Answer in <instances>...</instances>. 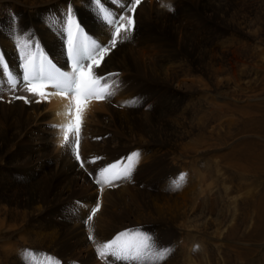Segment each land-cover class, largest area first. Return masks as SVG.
I'll return each instance as SVG.
<instances>
[{
  "label": "bare ground",
  "instance_id": "bare-ground-1",
  "mask_svg": "<svg viewBox=\"0 0 264 264\" xmlns=\"http://www.w3.org/2000/svg\"><path fill=\"white\" fill-rule=\"evenodd\" d=\"M103 2L120 11L113 0ZM68 5L89 41L110 42V28L89 0H0V55L12 69L18 72V39L27 40L28 51L39 42L64 65L58 29ZM96 72L115 74L108 79L115 95L83 111L84 168L72 147H62V129L72 120L68 99L52 95L46 105L30 97L25 104L7 85L0 93V264H24V249L56 264H105L96 245L135 228L173 250L159 264H243L262 255L264 0H144L132 38L122 39ZM133 151L142 157L132 182L101 192L85 173ZM92 156L101 160L89 163ZM203 168L217 189L203 188L202 172L193 174ZM181 175V187L173 188ZM97 203L89 225L85 218Z\"/></svg>",
  "mask_w": 264,
  "mask_h": 264
},
{
  "label": "snow or ice",
  "instance_id": "snow-or-ice-1",
  "mask_svg": "<svg viewBox=\"0 0 264 264\" xmlns=\"http://www.w3.org/2000/svg\"><path fill=\"white\" fill-rule=\"evenodd\" d=\"M93 4L97 18L102 17L101 22H106L110 28L109 43H97L89 41L81 28L74 7L69 5L65 13L61 16L58 29L63 35L67 33V55L71 61V72L61 71L40 51V45H35V51H28L29 43L25 39H18L19 67L21 73L12 69L6 62L3 55H0V93H3L5 84L12 92V99L23 100L25 104L32 103L30 97H34L35 103L46 101L50 96L57 95L68 99L69 104L66 115L72 116L62 129L64 132L63 146H70L73 149L75 160L81 168L85 167L86 160L80 153L82 114L87 105L95 101L109 100L115 95V89L108 83L109 77L115 74H98L95 70L100 68L105 57L114 49L122 39L132 38L136 28V12L142 0H113L114 5H118L120 11L102 6L103 0H89ZM169 11H173V6L165 5ZM66 18V27H64ZM50 22L55 23L56 18H50ZM23 35V30H20ZM123 34V35H122ZM34 33H29L28 39ZM6 74V81L4 79ZM117 86H122V82L117 81ZM53 89L49 92L47 89ZM17 90L28 93V96L15 95ZM140 98H135L134 103H139ZM131 106V105H129ZM75 131V143L69 139V133ZM142 153L133 151L126 157L123 164L112 163L102 169L90 170V175L94 182L100 186L101 192L104 187L118 186L117 181L132 182L133 173L137 162L141 159ZM184 176L178 180H173L172 187H181ZM100 210L97 203L89 209L90 214L85 218V222L91 224L93 218ZM89 241H94V235L89 228ZM97 255L105 260V264H116L117 261L125 264H159L173 251L171 248L161 247L150 233H145L141 228L128 231H121L109 242L96 245ZM24 264H56L50 258L39 259L31 250L24 249L21 252ZM108 257H112L108 261Z\"/></svg>",
  "mask_w": 264,
  "mask_h": 264
},
{
  "label": "rangeland",
  "instance_id": "rangeland-1",
  "mask_svg": "<svg viewBox=\"0 0 264 264\" xmlns=\"http://www.w3.org/2000/svg\"><path fill=\"white\" fill-rule=\"evenodd\" d=\"M95 103H97V104H101L102 103V101H94ZM46 105H48L47 104V101H46ZM55 126V125H54ZM236 126V125H235ZM56 127V126H55ZM55 129V128H54ZM58 128L56 127V131H58L57 130ZM56 134H57V132H56ZM57 138H59V136H58V134H57ZM249 142L250 143H253V144H255V143H257V144H259V142H257V141H255V140H249ZM243 147H241V148H239V149H236V151H238V150H240V149H242ZM257 148V146L256 147H254V149H256ZM236 151H234V152H236ZM230 152V150H226V151H223V152H221V157L222 156H225L227 153H229ZM232 152V151H231ZM225 153V154H224ZM242 166H244L245 164L244 163H240ZM225 167V166H224ZM224 169V168H223ZM207 171V169L206 168H203V169H201V170H199V169H197V171H200V172H197L196 170L195 171H193V174H195V176L197 175V173H201L202 175L201 176H199L200 178H201V181H199V182H202L203 181V183L204 182H206V183H204V184H206V185H204L203 183H202V185H203V188H209V187H213V186H215V189H217V186H216V184H214L213 185V183H215L216 182V177H214V176H211L210 175V177H211V180H209V179H205L204 180V178L203 177H205L207 174L205 173L206 171ZM222 173H224V175L226 176V175H228V176H231L232 175V173L231 172H229L227 169L226 170H222L221 171ZM203 173H204V176H203ZM203 176V177H202ZM209 176V175H208ZM198 176H197V179H196V182L199 184V182H198V180H200V178H199ZM212 177L214 178V179H212ZM211 181V182H210ZM215 181V182H214ZM212 183V184H211ZM211 184V186H208V185H210ZM218 191V190H217ZM216 200V199H215ZM217 202H218V200H216ZM198 204H199V202H197ZM201 207H202V209L203 210H208V211H206V212H210V211H212V207H211V204H210V206L209 205H201ZM216 212V211H215ZM220 207H219V215H220ZM217 214H218V212H217ZM192 243V244H191ZM190 244H191V248H197L196 246H197V241H191L190 242ZM194 244H195V247H194ZM193 246V247H192ZM263 249H264V245H263ZM256 251V250H255ZM256 258V259H255ZM60 259H63L62 257H60ZM245 259V258H244ZM259 259V260H258ZM257 261V262H256ZM264 264V250H263V254L261 255H259V256H257L256 254H254L253 253V255H252V258L250 257V258H247L244 262H243V264ZM230 264H235V263H230ZM237 264V263H236Z\"/></svg>",
  "mask_w": 264,
  "mask_h": 264
}]
</instances>
